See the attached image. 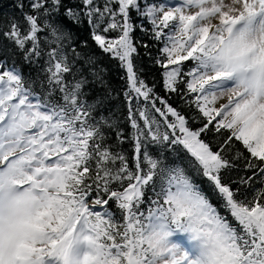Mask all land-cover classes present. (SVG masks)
I'll return each mask as SVG.
<instances>
[{
  "label": "snow or ice",
  "instance_id": "1",
  "mask_svg": "<svg viewBox=\"0 0 264 264\" xmlns=\"http://www.w3.org/2000/svg\"><path fill=\"white\" fill-rule=\"evenodd\" d=\"M18 8L2 35L27 63L47 59L43 79L26 80L0 52V264H264V188L249 198L222 176L243 159L252 176L239 184L264 178V0H29L28 11ZM133 11L163 43L165 89L194 109L191 118L138 79ZM85 21L127 69L134 168L105 143L108 121L93 115L99 101L83 99L86 78L67 79L81 59L94 67L75 47L70 58L65 44ZM112 31L119 35L110 39ZM140 97L151 99L164 131L146 110L140 128L131 109ZM209 133L222 142L214 146Z\"/></svg>",
  "mask_w": 264,
  "mask_h": 264
},
{
  "label": "trees",
  "instance_id": "2",
  "mask_svg": "<svg viewBox=\"0 0 264 264\" xmlns=\"http://www.w3.org/2000/svg\"><path fill=\"white\" fill-rule=\"evenodd\" d=\"M98 2L102 4L103 0H98ZM143 2L152 3L154 0H143ZM155 2L159 3L163 2V0H155ZM20 3L24 4L23 11H28L29 0H0V52H6L10 56V62H14L20 68L26 80H36L38 77L43 79L44 60L47 57H43L36 64H29L23 60L22 54L16 52L12 42L2 35L7 28V21L21 17V10L18 8ZM131 23L135 25L131 33V38L137 49L132 54V62L138 79L144 81L146 87L153 90V98L160 97L166 100L170 105L180 110L182 114L191 118L194 109H190L180 99L177 93L169 92L165 89L164 68L161 64L157 63V59L162 57L160 50L164 45L162 42L153 38L150 22L133 11L131 13ZM140 25H143V29L145 30H142ZM71 28L73 32L72 38L65 42L69 57L71 58L73 55L71 48L75 47L82 56L93 59L94 67L85 64L84 59H81L76 63L73 73L67 79L72 81L74 76L76 79H79L80 75L86 78L87 83L83 90V99L90 104L99 101V106L93 115L96 119L104 116L108 121L103 129L105 143L111 146L114 152L123 154L127 158L130 167L134 168L133 156L135 154L134 138L136 129L132 127V122L129 119V101L126 97V93L129 91L127 69L121 64L118 58H115L111 53H105L95 43L91 38L92 29L86 21L80 25L71 26ZM105 35L112 39L117 37L119 32L112 31ZM190 66L186 62V67ZM81 69H83L82 73L80 72ZM94 72L98 73L99 78L93 75ZM180 88L183 89V85H180ZM37 89L40 90L39 85H37ZM130 94L135 97L134 92ZM53 97L54 99H59V94L53 93ZM156 107L163 109V105L159 99L156 100ZM131 109L141 129H144V122L139 116V111L146 110L149 114V119L155 118L160 124V130H165L163 118L153 109L151 99L149 101H145L143 97H140L138 100L133 99L131 101ZM191 126L195 128L199 127V124L192 121ZM118 133L122 137V142L118 138ZM206 139L213 141L214 146L222 142L221 139L216 138L212 133H209ZM236 147L240 146L237 144ZM148 150L155 152L160 149L158 145L149 144ZM169 154L173 155L171 153ZM179 154L185 160L188 159L187 154L183 151H180ZM234 154L235 148L231 152H226V155L229 156ZM244 163L243 159L237 161L236 167L224 171L222 176L226 182L236 181L237 183L233 184V188L239 187L242 194L251 198L257 190L264 188V183H261V180L264 178L257 175L249 185L239 184L238 181L240 178L252 176V172L244 168ZM192 174L194 175L195 182L200 185L201 189L209 196L213 203H219L217 195L207 179L202 176H195L194 169L192 170ZM109 207L115 210L114 203H110Z\"/></svg>",
  "mask_w": 264,
  "mask_h": 264
},
{
  "label": "rangeland",
  "instance_id": "3",
  "mask_svg": "<svg viewBox=\"0 0 264 264\" xmlns=\"http://www.w3.org/2000/svg\"><path fill=\"white\" fill-rule=\"evenodd\" d=\"M164 3H167L169 5H175L178 2H180V0H163Z\"/></svg>",
  "mask_w": 264,
  "mask_h": 264
}]
</instances>
